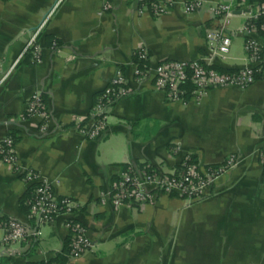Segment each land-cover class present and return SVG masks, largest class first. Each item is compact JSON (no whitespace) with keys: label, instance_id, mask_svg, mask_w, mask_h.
I'll return each instance as SVG.
<instances>
[{"label":"crops","instance_id":"obj_1","mask_svg":"<svg viewBox=\"0 0 264 264\" xmlns=\"http://www.w3.org/2000/svg\"><path fill=\"white\" fill-rule=\"evenodd\" d=\"M57 1L0 0V74ZM171 1L173 7L160 17H138L136 0H111L101 16L99 0H61L39 40L42 62L32 66L25 59L0 88V139H15L21 170L38 173L57 197L72 199V218L93 245L79 259H66L68 232L60 216L39 229L34 245L2 246L0 232V264H46L57 257L64 264H264V182L257 156L264 142V75L245 90H211L199 105L185 109L152 83L132 81L139 47L152 66L205 57V34L222 25L211 11L220 2L232 11L226 25L231 46L215 67L243 68L239 31L254 7L204 0L199 11L185 14L182 5L189 0ZM117 73L134 92L111 107L99 139L84 141L74 120L88 114ZM34 92L51 116L42 135L37 119H23ZM231 155L235 167L198 203L163 195L150 205L118 209L100 202L123 169L169 175L184 157L205 168ZM26 194L22 177L0 163V216L34 226L21 205Z\"/></svg>","mask_w":264,"mask_h":264},{"label":"built area","instance_id":"obj_2","mask_svg":"<svg viewBox=\"0 0 264 264\" xmlns=\"http://www.w3.org/2000/svg\"><path fill=\"white\" fill-rule=\"evenodd\" d=\"M58 0L41 22L30 32L27 42L19 55L6 71L0 74V88L25 60L32 66L42 62V47L39 43L42 32L47 25ZM98 15H104L111 8V0H99ZM246 0H236L245 3ZM136 16L149 15L160 17L173 7L171 0H136ZM204 0H189L183 3L185 14L199 11ZM211 11L222 18L219 29L205 34L206 55L198 61H161L152 66L148 62L146 49L137 48L133 52L134 73L132 81L136 84L152 83L154 90L164 94L166 100L185 109L189 105H199L207 93L214 89L236 88L245 90L250 87L256 77L264 75V46L260 35H264V3L255 6L252 14L240 29L244 37L243 53L247 64L231 73H220L215 68L216 61L224 62L229 54L231 39L226 33L228 19L232 17L230 6L217 3ZM55 44L52 45L54 48ZM133 89L129 82L119 73L110 85L98 95L97 100L88 114L74 120L75 130L84 141H95L101 137L107 128L109 111L112 106L130 96ZM23 119L38 120L39 134H45L51 122V116L46 110L39 92H34L27 99ZM178 149H175V152ZM259 168L264 182V142L258 150ZM0 163L8 172L22 177L27 187L28 197L23 205L26 207L28 222L0 216V232L2 246L34 245L40 240L39 229L52 223L60 216L66 218L64 227L68 232V260H77L83 254L90 252L93 245L87 237L84 227L76 223L72 215L77 205L67 197H57L53 184L38 173L21 170L17 164L15 141L6 136L0 139ZM234 156H229L216 166L199 167L190 157H184L174 173L169 175L158 172H141L133 169L121 171L116 182L109 191L100 195V202L108 201L114 209L131 205H150L159 196H176L187 204H194L206 197L207 191L223 175L235 167Z\"/></svg>","mask_w":264,"mask_h":264},{"label":"trees","instance_id":"obj_3","mask_svg":"<svg viewBox=\"0 0 264 264\" xmlns=\"http://www.w3.org/2000/svg\"><path fill=\"white\" fill-rule=\"evenodd\" d=\"M245 2H246L247 5L252 6V7H255V6H259V5L263 4L264 3V0H246ZM260 38L262 40V43H264V35L263 34L260 35ZM215 69L217 71H219L220 73H231V72H233V71L220 70L218 68H215ZM13 140L15 141V139H13ZM178 169H179V167H178ZM123 170H125V169H123ZM27 197H28V194H26V196L21 200V205H22V207L25 210H26V207H24L23 203H24V201L26 200ZM68 244H69V237H68L67 242H66V249H65V254H64V257L66 259H67V254H68ZM64 262H65L64 258L57 257L56 259H54L51 262L46 263V264H64Z\"/></svg>","mask_w":264,"mask_h":264}]
</instances>
